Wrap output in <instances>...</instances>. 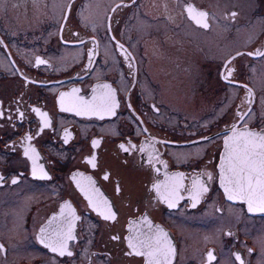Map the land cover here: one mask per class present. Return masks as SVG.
Returning a JSON list of instances; mask_svg holds the SVG:
<instances>
[{"label": "flooded vegetation", "instance_id": "af4514ba", "mask_svg": "<svg viewBox=\"0 0 264 264\" xmlns=\"http://www.w3.org/2000/svg\"><path fill=\"white\" fill-rule=\"evenodd\" d=\"M257 51L264 0H0V264H147L129 242L159 230L171 264H264V213L229 200L219 169L233 131L264 133ZM109 89L115 115L85 111ZM179 177L170 208L154 185ZM69 226L71 256L41 243Z\"/></svg>", "mask_w": 264, "mask_h": 264}, {"label": "snow or ice", "instance_id": "6c2138e0", "mask_svg": "<svg viewBox=\"0 0 264 264\" xmlns=\"http://www.w3.org/2000/svg\"><path fill=\"white\" fill-rule=\"evenodd\" d=\"M70 7V5H69ZM188 16L197 25L203 28H208L207 13L198 11L194 7L189 6L186 9ZM233 16L236 14L233 13ZM249 55H253L249 53ZM255 55L264 56V52L257 51ZM38 64L45 63L43 60H38ZM231 63V61H229ZM232 70L229 69L224 79H228L231 76ZM108 87L107 85L105 86ZM251 90L249 89V94ZM64 98L61 97V110L69 111L70 108L64 107ZM118 104L115 100V95L109 89L108 93L103 97L99 104L85 106V111H91L98 114L103 118V115H115V109ZM38 114L41 115L44 120V126L47 127L49 122L47 120L46 113H40L39 109H34ZM77 114H80L79 112ZM28 139H31L29 137ZM68 136H65V142H67ZM100 141H93V148L98 147ZM121 149L125 152L128 151L124 145H120ZM34 152V150H32ZM28 155V151L25 152ZM33 159V175L38 178L50 179L47 173L43 171V168L37 169L35 166V157ZM87 163L92 167L96 166L95 156L93 155L87 160ZM221 185L224 187L225 193L229 200H240L247 204L249 212L264 213V134L244 130L240 132L233 131L232 135L225 141V159L221 164ZM107 177H105L106 179ZM183 177L172 178L171 181L164 185H154V189L168 206L175 207L176 201L180 198L179 191L183 187ZM13 183H16L14 180ZM197 181H194L193 196L195 202H198L199 196L206 192L208 189L203 185L197 187ZM80 185L78 184V187ZM163 188V191L161 189ZM83 191L84 189L81 188ZM119 190V189H118ZM90 203H92L91 197H89ZM106 204V202H105ZM70 207V205H65ZM93 208H96L93 203ZM63 211V209H62ZM105 220H114L115 214L111 212L110 206L107 207L106 211L100 213ZM56 218L53 217V220ZM41 243L45 247L50 248L51 251L57 253L60 256H71L72 252L68 249V240L74 239L71 233V226L68 230L63 233H57L54 238L45 236V230L41 229ZM118 239V237H114ZM129 248L132 249L129 255L135 254L137 256H145L147 258V264H171V259L175 254V249L171 246V242L167 239V234L163 233L162 230L149 235L143 239H138L136 243L129 242ZM2 250V246H0ZM209 259H212L209 254ZM239 260L240 257L237 256ZM243 264V261H241Z\"/></svg>", "mask_w": 264, "mask_h": 264}, {"label": "rangeland", "instance_id": "374dc122", "mask_svg": "<svg viewBox=\"0 0 264 264\" xmlns=\"http://www.w3.org/2000/svg\"><path fill=\"white\" fill-rule=\"evenodd\" d=\"M140 36H145V32H143L142 30H141V32H140ZM167 87L165 86V89H166ZM182 95H181V100H180V102H178V107L180 108V111H182L183 109L186 111V112H188L187 110H188V108H189V104H187V103H183V98H184V96H185V94L187 93V90L185 89V88H183L182 89ZM192 106V105H191ZM181 227H186V225H181Z\"/></svg>", "mask_w": 264, "mask_h": 264}, {"label": "water", "instance_id": "95a60500", "mask_svg": "<svg viewBox=\"0 0 264 264\" xmlns=\"http://www.w3.org/2000/svg\"><path fill=\"white\" fill-rule=\"evenodd\" d=\"M252 132H255V131H252ZM257 133H262V134H264L263 132H257ZM224 159H225V151H223V153L221 154L220 160H219V169H220V170H221V164H222V162L224 161ZM220 186H221V188L223 189V191L225 192L224 187L221 185V178H220ZM246 207H247V204H246ZM247 208H248V207H247Z\"/></svg>", "mask_w": 264, "mask_h": 264}]
</instances>
